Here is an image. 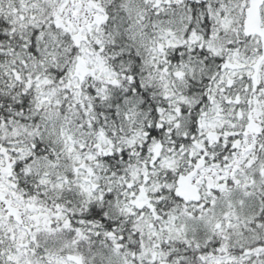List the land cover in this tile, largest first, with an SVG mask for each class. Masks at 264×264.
Listing matches in <instances>:
<instances>
[{
    "label": "snow or ice",
    "instance_id": "obj_1",
    "mask_svg": "<svg viewBox=\"0 0 264 264\" xmlns=\"http://www.w3.org/2000/svg\"><path fill=\"white\" fill-rule=\"evenodd\" d=\"M0 264H264V0H0Z\"/></svg>",
    "mask_w": 264,
    "mask_h": 264
}]
</instances>
